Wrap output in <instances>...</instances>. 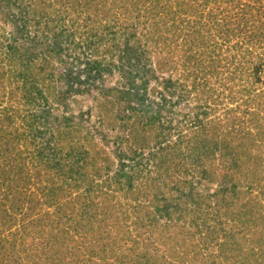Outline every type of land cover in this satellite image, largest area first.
Masks as SVG:
<instances>
[{
	"label": "rangeland",
	"instance_id": "obj_1",
	"mask_svg": "<svg viewBox=\"0 0 264 264\" xmlns=\"http://www.w3.org/2000/svg\"><path fill=\"white\" fill-rule=\"evenodd\" d=\"M26 1L0 2V264H264V0H43L18 33Z\"/></svg>",
	"mask_w": 264,
	"mask_h": 264
},
{
	"label": "trees",
	"instance_id": "obj_2",
	"mask_svg": "<svg viewBox=\"0 0 264 264\" xmlns=\"http://www.w3.org/2000/svg\"><path fill=\"white\" fill-rule=\"evenodd\" d=\"M2 0H0V2H1ZM42 1L43 0H27L26 2H27V6H26V9H27V11H28V13H26V11L24 10V12L21 14V15H19V18H17L16 19V24H14V31L15 32H18V33H20V32H22V30H24L25 28L27 29V27L28 26H31V27H36V28H38L41 24H42V22L44 21V23H46L47 24V22H49V19H47L46 18V15L45 14H42V9L40 10V7L36 4L37 2H39L40 4H42ZM57 1H59V0H57ZM178 0H176V2H177ZM43 4H45V1L43 2ZM63 4L64 5H62L63 7H64V9H62L63 11H65L68 15L70 14V13H68V10H67V8H68V5H69V2L67 1H64L63 2ZM66 6V7H65ZM70 6H72L71 4L69 5V10H70ZM34 7V8H33ZM39 7V8H38ZM25 8V7H24ZM37 8V9H36ZM66 8V9H65ZM195 14V13H194ZM197 15V14H196ZM211 17H213V16H211ZM96 34L97 33H95L94 35H92V33H91V36H92V38L93 37H95L96 36ZM31 35V34H30ZM23 38H25V37H23ZM12 39V38H11ZM27 39H29V37H27ZM12 41H15L14 39L12 40ZM24 42H27V41H25L24 40ZM17 44V43H16ZM91 45L92 46H94V44H92L91 43ZM19 46H22V44H20L19 43ZM18 46V47H19ZM26 47H29V48H33L31 45H30V43H27V45H25V51H27L28 50V48H26ZM7 50H8V52L10 53V55L11 56H13L14 55V53H15V55H21L19 52H18V48L16 49L14 46H8V48H7ZM9 53H7V54H9ZM13 54V55H12ZM10 60H11V58H10V56L8 57ZM14 58V57H13ZM19 59L20 60H22L20 57H19ZM17 67V66H16ZM16 67H15V69H14V71H11L10 73H12V74H10V77L12 78V79H14L15 81L16 80H19V79H21V82L23 83L24 82V78L22 77L23 76V72H21L20 71V75H18V73H17V69H16ZM22 69H27V67L26 68H22ZM16 71V72H15ZM14 80H13V82H14ZM18 83V82H17ZM43 93H40V95H42ZM149 119H150V117H148ZM149 122H150V120H149ZM202 147H206V145H205V143L203 144V146ZM182 153H181V151H177V153H175L174 155H172V156H170V157H168V155H166L165 157H164V159H163V163H162V165H164L165 167H170L171 166V164L172 165H177L178 163H179V165L180 164H182L184 161H185V159H183L182 160V157L180 156V160L181 161H178L177 163H174V159H173V157L174 158H176L178 155H181ZM10 163V162H9ZM11 168H12V171L9 173L10 175H12L14 178L12 179V181H14L15 179H19L20 177H16V171L14 170L15 168H16V166L12 163L11 165ZM199 167H201V166H198V169H199ZM174 173H178V171L175 169V171H174ZM17 176H19V175H17ZM213 210H214V208H213ZM215 214H218V212H219V210L216 208V210L215 211H213ZM108 248H106L105 250H103V251H106ZM103 251H101V252H103Z\"/></svg>",
	"mask_w": 264,
	"mask_h": 264
}]
</instances>
